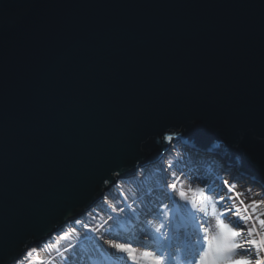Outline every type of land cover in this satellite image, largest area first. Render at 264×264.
I'll use <instances>...</instances> for the list:
<instances>
[{
  "label": "water",
  "instance_id": "water-1",
  "mask_svg": "<svg viewBox=\"0 0 264 264\" xmlns=\"http://www.w3.org/2000/svg\"><path fill=\"white\" fill-rule=\"evenodd\" d=\"M174 143L264 191V0H0V264Z\"/></svg>",
  "mask_w": 264,
  "mask_h": 264
},
{
  "label": "rangeland",
  "instance_id": "rangeland-1",
  "mask_svg": "<svg viewBox=\"0 0 264 264\" xmlns=\"http://www.w3.org/2000/svg\"><path fill=\"white\" fill-rule=\"evenodd\" d=\"M174 166L181 168L191 180V186L184 179L178 180L179 189L187 191L189 187L197 186L205 189L204 194L189 193L191 199L205 208L203 213L193 210L167 187L169 173ZM232 174L230 170H223L217 156L196 155L189 147L174 143L161 163L150 166L148 170L141 169L134 179H120L100 206L94 207L82 220H77L80 223L74 221L41 246L31 247L15 264L21 261L29 264L30 260L33 264H94L95 261L98 264H116L119 259L124 264H133L124 253L110 247L106 241L131 243L135 248H149L159 254L160 241L156 238L159 234L154 229L161 223L165 225L161 232L168 237L164 251L174 264H188L186 257H190L193 249L201 247L197 244L204 235L200 231V222H206L209 237L217 232L220 220L226 224L227 220L233 219L230 227L239 231L237 217L231 213L220 215L226 206L238 210L242 216L252 217L249 226L255 223L257 232L264 233V226L259 224V220L264 219V191L248 179L232 177ZM138 182L141 187L137 186ZM140 201L143 208L137 206ZM164 205H167L166 209ZM121 209L123 211L120 212ZM162 213L167 214V219ZM93 228L99 231H93Z\"/></svg>",
  "mask_w": 264,
  "mask_h": 264
},
{
  "label": "snow or ice",
  "instance_id": "snow-or-ice-1",
  "mask_svg": "<svg viewBox=\"0 0 264 264\" xmlns=\"http://www.w3.org/2000/svg\"><path fill=\"white\" fill-rule=\"evenodd\" d=\"M168 140L172 137L168 136ZM175 174L173 173V176ZM105 185L109 184V180H104ZM227 185V181L224 182ZM172 190L174 195H178L186 204L190 205L196 212L203 213L205 208L199 206L194 199H191L189 193L204 194L205 189L197 186L195 188L189 187L187 191L178 188L176 181L167 185ZM221 200L225 199L220 197ZM231 199V197H229ZM167 208V205H164ZM123 211V209H121ZM225 213H231L237 217V227L239 231L233 229L227 224H224L222 220L218 221V230L215 235L209 237L207 233L209 228L205 227L206 222H200V231L204 233L197 244L201 247L195 248L190 252V257H186L188 264H264V233H258L255 227V223L249 226V221L252 217L249 215H241L238 210L233 208L225 207V211L220 215L223 216ZM165 219L167 214L162 213ZM80 223V221H76ZM259 224L264 226V219L259 220ZM85 227H87L85 225ZM165 225L161 223L158 227H155V233L159 234L156 238L160 241V253L157 254L155 251H144L139 252L137 248L131 243H123L117 240H107L106 243L116 249L118 252L124 253L133 264H168L171 257L164 251L168 237L161 232V229ZM93 231H99V229L93 228ZM74 231V229H73ZM258 236L259 238H256ZM35 251V250H33ZM252 257H255L253 259ZM23 264V261L20 262ZM29 264H33L30 260Z\"/></svg>",
  "mask_w": 264,
  "mask_h": 264
},
{
  "label": "bare ground",
  "instance_id": "bare-ground-1",
  "mask_svg": "<svg viewBox=\"0 0 264 264\" xmlns=\"http://www.w3.org/2000/svg\"><path fill=\"white\" fill-rule=\"evenodd\" d=\"M213 155L217 156L216 154H213ZM173 173L175 174L174 176H173ZM180 179H184L186 181V183L188 184V186H191L190 177H187L185 175V173L183 172V170H181V168H178V166H174V168L171 170V173H169V178H168V181H167L168 182L167 185L171 184L174 181L178 182V180H180ZM137 184H138L137 185L138 187H141L142 186V184L140 182H138ZM112 190H113V186H112ZM141 201L137 205L138 208H143V202H141ZM109 206H110V204H109ZM112 208L115 209L114 206H112ZM120 212H121V210H120ZM185 218L186 219H190L189 217H185ZM233 222H234V220L233 219L232 220L230 219L229 221L228 220L226 221V224L230 226V223H233ZM136 248L138 249L139 252L154 251L152 249L144 248V247H136ZM169 261L171 262V259Z\"/></svg>",
  "mask_w": 264,
  "mask_h": 264
},
{
  "label": "trees",
  "instance_id": "trees-1",
  "mask_svg": "<svg viewBox=\"0 0 264 264\" xmlns=\"http://www.w3.org/2000/svg\"><path fill=\"white\" fill-rule=\"evenodd\" d=\"M70 234H71V231H70ZM66 239V237L64 238V240Z\"/></svg>",
  "mask_w": 264,
  "mask_h": 264
}]
</instances>
